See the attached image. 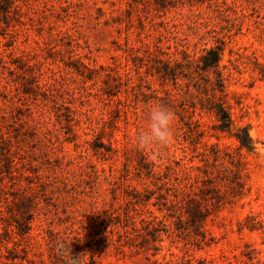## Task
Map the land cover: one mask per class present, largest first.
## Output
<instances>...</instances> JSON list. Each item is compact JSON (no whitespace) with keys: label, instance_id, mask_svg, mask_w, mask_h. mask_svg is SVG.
<instances>
[{"label":"rangeland","instance_id":"1","mask_svg":"<svg viewBox=\"0 0 264 264\" xmlns=\"http://www.w3.org/2000/svg\"><path fill=\"white\" fill-rule=\"evenodd\" d=\"M214 1H224L242 21L240 33L224 38L225 99L231 106L236 126L248 127L254 148L237 150V142L230 134L212 129L215 120L210 115L196 111L192 119L204 131L198 151L202 150V143H207L239 155L243 193L210 211L204 223L209 244L199 250H187L181 242H171V238L162 235L161 250L155 256L143 251L115 256L109 247L93 256L95 264H163V257L168 260L172 258L170 254L179 257L185 251L206 259L208 264H264V0ZM214 3L183 5L164 11L145 5L137 13L147 19L145 22L151 20L156 24V31L151 33H161L165 37L162 44L171 45L172 51L174 46L180 48L184 43L190 54L198 55L225 32L221 30L225 23L211 18L215 15ZM16 4V16L23 25L13 22L6 35L0 32V51L5 55L11 53L15 59L28 60L29 64L42 63L43 76L39 82H53L55 98L54 102L41 97L33 103L19 100L12 83L7 89L9 101L0 98V114L6 117L0 120V132L11 135L7 155L13 161V174L18 177L15 182L26 189L31 187L26 195L32 202L29 213L11 203L5 208L1 202L4 220L0 226L15 230L13 226L31 214V235L46 227L60 232L66 226L82 225L96 231L105 210L111 212L117 206L109 181L119 175L125 158H138L139 153H145L156 164H167L185 155L191 165L201 164L176 130L180 124L176 115L174 140L160 158L153 159L150 152L137 150L131 140L133 133L144 126L146 114L138 111V122L131 114L126 119L121 113L118 116L113 111L115 98L107 99L100 94V88L106 87L102 80L107 72L101 67H111L119 74L129 72L131 81L144 86L145 93L152 91L161 96L167 92L178 98V91L170 83L145 74L144 68L135 74L129 70L130 65L124 66L128 62L124 53L115 49L114 41L123 42L125 23H115V18L126 9V0H20ZM135 14H131L133 25ZM227 14L230 18L236 16L232 11ZM211 29L217 32L215 37L208 33ZM133 30L132 27L130 31ZM129 38L136 39L133 33H129ZM69 56L79 57L96 71L91 80L64 67ZM24 75L28 77L32 73ZM109 83L112 84L111 80ZM3 84L1 80L0 90ZM124 95L120 92L118 98L123 99ZM140 106L145 107L143 103ZM65 107L71 111L69 122L65 120L68 114ZM25 108H29L33 118L39 117L35 131L30 130L33 122ZM10 117L14 119L11 121ZM3 182L8 184L7 179ZM127 183L140 188L138 181ZM0 233V264H4L7 262L4 247H12V240L20 238L5 235L1 228ZM23 243L25 238L18 242ZM46 250L37 238L26 256L32 258L39 251L48 262Z\"/></svg>","mask_w":264,"mask_h":264},{"label":"trees","instance_id":"2","mask_svg":"<svg viewBox=\"0 0 264 264\" xmlns=\"http://www.w3.org/2000/svg\"><path fill=\"white\" fill-rule=\"evenodd\" d=\"M20 0H0V32L7 34V28L13 26V22L23 25L18 16L17 2ZM214 0H126V9L122 11L115 23H125L123 42L114 41L115 49L124 53L130 65L129 70L135 74L141 68L145 74L156 77L162 83H170L174 90L178 91V98L170 93L163 95L150 91L144 92V86L133 83L129 72L119 74L113 72L111 67L107 70L105 79L102 80L106 87L100 88V94L107 98H115L113 111L127 117L134 116L138 122V111L142 113L150 105L161 104L172 109L179 119V126L183 141L191 146L195 157H199L200 165H191L190 158L182 155L167 164H156L145 153H139L138 158H125L118 176L109 181L116 208L112 211L105 210V215L100 219L98 230L90 231L86 226H66L60 232H53L49 227L41 228L40 232L31 235L29 214L18 226H0L7 236L15 235L20 239L25 238V243L18 244L20 239L13 241L12 247L5 246L7 262L4 264H64L63 258L55 252L58 241L70 242L71 255L73 257L83 254V264H95L93 256L100 251L111 247L115 256L138 254L143 251L155 256L161 250L159 242L161 236L171 238V242H181L184 248L199 250L209 244L204 230V223L212 209H217L230 203L236 196L243 193V184L240 178L242 162L238 154L219 148L217 144L202 143V150L198 151L200 138L204 131L200 129L197 120H193V114H207L213 117L215 124L212 129L215 132L230 134L237 142V150H253V141L248 134L247 126H236L226 101V80L224 74L226 65L222 64L225 50V37L241 32L242 21L236 15V11L224 1L214 3L216 5L212 19H218L225 23L221 30L225 31L221 37H215L214 29L208 31L215 37V43L200 50L199 54H190L186 44H180V48L162 44L165 37L156 31V24L137 13L140 6H151L156 11H164L169 8L187 5L192 7L196 4L207 3L211 6ZM232 11L230 18L227 14ZM135 12L136 24L131 22V14ZM208 17V19H211ZM159 23H157L158 26ZM148 25V26H147ZM133 31H130L131 28ZM248 30V28H247ZM129 33L136 37L131 41ZM9 34V33H8ZM8 46V45H4ZM232 53L231 51H229ZM65 64L71 72L91 80L96 71L83 63L79 57H68ZM231 63V60H227ZM28 60L13 58L12 54H4L0 51V98L9 101L8 86L12 83L15 96L19 100L33 103L41 97L54 102L55 86L53 82L46 81L40 84L42 63L29 64ZM49 70V69H48ZM32 73L25 77V73ZM113 72V73H112ZM33 73H36L35 75ZM50 77V76H48ZM53 80V79H52ZM111 80L112 84L109 83ZM146 90H149L146 87ZM123 92V99L118 98V93ZM143 103L145 107H141ZM62 106V105H61ZM20 109V108H17ZM65 120L71 121L69 112ZM27 117H30L33 125L30 130H36L38 118H33L29 108H25ZM11 121L14 117L9 118ZM0 120H6L0 114ZM232 129L234 130L232 132ZM29 131L30 134H35ZM11 135L8 132H0V203L6 208L9 203L16 208L22 207L26 213L32 208V202L26 195L27 189L18 185V178L13 174V161L7 155ZM110 151V150H106ZM7 179L8 184L3 182ZM138 181L140 188L127 183ZM28 183H31L28 181ZM127 183V184H126ZM15 186V187H14ZM17 200V201H15ZM152 207L154 210H152ZM157 212L159 215L155 214ZM4 211L0 210V223L4 220ZM18 223V222H17ZM40 238L47 247L48 262L43 259V253L37 252L32 258L26 256ZM1 239V233H0ZM21 252L22 255L19 253ZM37 256V259H34ZM171 259L163 264H208L203 258H196L185 251L181 256L170 254ZM55 261H54V260Z\"/></svg>","mask_w":264,"mask_h":264},{"label":"clouds","instance_id":"3","mask_svg":"<svg viewBox=\"0 0 264 264\" xmlns=\"http://www.w3.org/2000/svg\"><path fill=\"white\" fill-rule=\"evenodd\" d=\"M144 126L132 135V144L139 151H148L153 159H158L166 152L175 136V113L168 106L154 104L143 110ZM56 251L63 258L64 264H83V254L73 257L70 242L60 240Z\"/></svg>","mask_w":264,"mask_h":264}]
</instances>
